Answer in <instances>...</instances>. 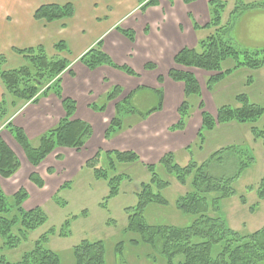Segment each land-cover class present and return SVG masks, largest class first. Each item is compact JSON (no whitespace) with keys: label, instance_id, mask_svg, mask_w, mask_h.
<instances>
[{"label":"trees","instance_id":"trees-1","mask_svg":"<svg viewBox=\"0 0 264 264\" xmlns=\"http://www.w3.org/2000/svg\"><path fill=\"white\" fill-rule=\"evenodd\" d=\"M196 0H183L185 4H192ZM157 0H149L148 6H155ZM227 7L222 0H210L208 9L210 11L209 23L202 29H212L213 32L206 39L199 42V50L183 49L174 55L173 65L185 69L186 71L171 69L167 73V78L172 82L183 85L184 99L177 110L179 120L173 130H183L189 118L191 105L188 98H200L199 83L194 75L188 70H201L213 74L208 81V86L220 81L224 75L232 73L238 69H247L255 72L264 68V50L237 51L232 43L231 31L235 24V19L242 13L252 10H263V2H252L245 4L242 0H236L233 11L229 15L228 23L222 24L221 18ZM74 13L73 5L70 3L63 6L45 5L35 10L33 18L44 23H53L61 20H69ZM194 28H200L196 24ZM121 34L133 41L131 32ZM57 55L69 53L64 42H58L53 47ZM23 60L20 68L10 71L3 70L5 57L0 56V82L5 90L4 96L0 99V121L8 117V108H15L19 104H36L39 96H46L52 92L61 102L64 109V117L50 130L41 135L37 141L38 146L30 144L29 139L23 129L7 121L4 129L10 134L14 142L19 146L28 164L32 168H39L51 155L58 150L68 149L80 152L85 149L88 141L93 135L92 127L81 120L74 118L76 104L73 100L62 97L61 75L70 64L63 58L51 57L44 48L37 46L24 50H14ZM224 61H232V69L223 71L221 65ZM88 70L94 71L102 66H110L115 70L125 73L127 76H135L134 72L125 66H115L109 57L101 50V43H97L92 49L82 55L78 60ZM146 71L155 69L153 64L145 65ZM157 82L163 84V77L159 76ZM251 82V79H249ZM159 97L158 106L146 113L136 112L135 108L126 109L123 103L130 99L129 94L124 100L114 104V115L108 123L104 138L108 139L116 135L123 128V117L137 115L141 119L145 116L159 111L162 108L161 90L154 91ZM120 88L113 87L107 94L105 105H91L92 111L104 112L107 103L115 101L120 97ZM235 101L238 107L222 106L216 111V116L208 114L204 110V104L199 100L198 109L201 114V128L197 133L198 144L201 145L205 139L204 133L211 131L217 125L235 123L241 126L250 127V135L253 141H262L264 146V108L259 104L249 101L247 95H238ZM243 147H227L216 151L207 161L197 164L190 161L187 166L177 165L174 156L166 153L157 164L144 165L146 172L150 174L148 183L141 184V189L135 194L136 204L134 207L126 208L127 227L126 230L138 233L144 243L152 245L160 244V253L166 259V264H264V226L255 232L241 235L232 230L218 215V202L226 198L235 197L237 194L233 190V181L239 176V172L231 177L211 176L206 170L215 159L220 161L224 155L236 161V155L242 152ZM249 151L247 148L245 149ZM249 162L253 158L247 157ZM62 157L57 155L56 161ZM140 163V159L135 152L130 151H102L86 160L85 168L92 171L94 178L102 180L108 187V195L99 207L105 209L106 203L111 198L116 197L120 191L123 181H129L126 175H118L117 167L121 164ZM243 162L239 161L238 165ZM250 163L244 162L241 166L247 168ZM162 171L165 176L175 180L177 184L192 188L190 192L181 196L176 201L175 207L183 214L195 218L190 226L177 228L174 226H153L144 220V212L149 205L166 206L167 201L162 196V191L170 186L169 180L164 179L158 173ZM20 170L19 158L7 146L0 136V179L7 180L14 177ZM48 175L52 173L47 170ZM38 190L44 187L43 179L36 172H31L27 178ZM256 188L248 187L247 191L256 192L257 199L264 200V175L259 180ZM68 187L65 184L62 188ZM61 188V189H62ZM214 198H210V196ZM28 194L18 188L13 194L3 192L0 186V264H60L57 254L48 247L49 238L55 234L61 238L69 236L70 221H66L60 229H50L43 233L40 238L33 242L32 249L23 254L18 262H8L1 255L3 249H17L22 243L28 242L29 235L37 229L43 227L48 218L43 209L32 207L25 209ZM57 204L63 206L57 198ZM241 205L246 206V201L240 197ZM65 206V205H64ZM251 207L250 211H254ZM83 217L87 214L82 213ZM73 217L71 220H76ZM136 244L135 242H131ZM72 256L75 264H104V245L102 242L81 241L72 249ZM177 260L175 263L174 261Z\"/></svg>","mask_w":264,"mask_h":264},{"label":"crops","instance_id":"crops-1","mask_svg":"<svg viewBox=\"0 0 264 264\" xmlns=\"http://www.w3.org/2000/svg\"><path fill=\"white\" fill-rule=\"evenodd\" d=\"M148 1L0 0V56L5 57L3 70L10 71L24 66L22 58L14 53V50L37 46L43 47L49 56H58L67 61L70 66L61 75V94L62 97L75 102L74 118L85 121L92 127L93 135L85 148L89 147L92 140L94 141L96 130L103 136L114 115L113 106L116 102L124 100L129 94H132L130 99L136 102L134 108L136 112L141 113L138 108L142 105L147 106L150 103V98L153 95L157 96L154 91L161 90L163 99L162 108L159 111L142 119L133 114L123 117L122 130L114 135L108 144L103 142L93 146L96 150L103 149L107 152L133 151L138 155L142 167L144 164H157L166 153L173 154L177 165L184 167L191 160L197 164L207 161V157L202 155L207 146L212 153L219 151L216 150L218 148L223 150L227 147H240L241 141L252 136L249 126L235 123L217 125L211 131L204 133L203 143L198 144L196 136L201 128L198 101L200 100L204 104L205 111H210V109L214 111L209 113L212 116H215L216 111L222 106L238 107L239 105L235 101L238 95L245 94L249 101L258 104L256 99L264 97V77L259 75L262 74L264 68L255 72L245 68L232 71L212 86H208V81L213 74L198 69L188 70L199 83L201 91L200 98H188V101L193 100V108L191 106L190 113L196 108V117L191 118L189 113L185 128L173 130L179 120L177 110L184 99V92L183 85L170 81L167 78V73L173 68L186 71L173 65L174 55L185 48L198 51L199 42L212 34V29H202L210 20L208 9L210 0H196L192 4H185L183 0H157L155 6L147 7ZM222 1L227 4L221 18L224 25L228 23L236 0ZM252 2L258 1L246 0L245 4ZM68 3L73 5L74 9L73 16L69 20L44 23L33 18L35 10L41 6H63ZM253 16L264 20V9L247 11L238 16L235 19V26L232 28L234 38L236 36V39L240 40L242 37L237 27L241 20ZM195 24L200 28H194ZM127 30L133 33V42L120 33V31ZM250 39L252 41L259 40L256 36L250 37ZM58 42H64L69 53L57 55L53 47ZM97 43H101L102 52L115 66L129 67L136 76H127L108 66L90 71L78 62L82 55ZM254 50L260 49L255 48ZM147 64H153L155 70L146 71L144 66ZM232 66V61H224L221 68L223 71H227L232 69ZM159 76L164 77L162 85L157 82ZM255 76H258L259 79H256ZM257 81H260L258 83V89H262L260 93L252 88ZM117 86L121 90L120 97L116 102L107 103L105 113L94 112L89 108L91 105L101 103L102 98ZM139 94H142L140 98H136ZM3 96L4 88L0 82V99ZM38 98L36 104L26 103V105L15 106L12 113L9 111V118L0 121L2 140L16 157V152L20 151L23 161L24 156H22L21 149L4 129L6 122L9 121L22 128L29 141L34 138L38 141L41 135L54 128L64 117L61 102L52 92ZM58 151H65L71 155H74L75 152L68 149ZM92 157L88 156L79 163V168H85L86 160ZM179 158L181 161H178ZM122 165L127 164L120 166ZM38 170V168H32L29 173L36 172L40 176ZM170 185H172V181H170ZM0 186L3 190L6 182L0 179ZM9 192L14 193L15 191L9 189Z\"/></svg>","mask_w":264,"mask_h":264},{"label":"rangeland","instance_id":"rangeland-1","mask_svg":"<svg viewBox=\"0 0 264 264\" xmlns=\"http://www.w3.org/2000/svg\"><path fill=\"white\" fill-rule=\"evenodd\" d=\"M242 1L246 3V0ZM256 1L261 2L263 0ZM237 27L242 35L240 40H237L236 36L234 38V33H232L233 29L231 31L232 43L237 51L247 50L250 53H254L255 48L264 50V20L253 16L241 20ZM253 36H256L259 40L252 41L250 37ZM126 39L129 40V38ZM261 73L262 74L259 75L264 77V71ZM255 78L259 79L258 76H255ZM259 82L260 81H257L252 88H255L257 92L260 93L262 89H258ZM141 95L142 94H139L136 98H140ZM104 98H106V95ZM104 98H102L101 101L102 105H105ZM117 100L110 101L109 103L116 102ZM158 101L159 97L153 95L149 100L150 103L147 106L142 105L138 108V111L147 112L158 106ZM192 101L193 100L190 99L189 103L193 108ZM256 101L264 108L263 96L256 99ZM101 103H96L95 105H101ZM135 103V101L129 99L123 103V106H125L126 109H133ZM13 109L15 108L9 107L8 111L12 113ZM196 111V108H194L193 112L190 113L191 118L196 117ZM206 112L209 114L214 111L210 109V111ZM112 138L113 136L105 139L104 134L102 136L96 130L93 138L94 141L92 140L89 147H86L80 152H74V155H71L65 151H56L50 159L44 161L38 168L40 173L39 177L44 181V187L41 188V190H38L27 179L30 174L29 170L32 169V167L28 164L23 153L22 156H24V161L20 151L16 152L21 164L20 170L11 179L4 180L6 186L3 188V192H5L6 195H10L13 194V192H9V189L15 192L18 188L23 189L28 194L25 209L29 210L37 206L43 209L48 220L43 227L29 235L28 242L22 243L17 249H3L1 255L6 261L18 262L23 254L32 249L33 242L40 238L43 233L54 228L57 230L60 229L68 220L71 223L69 236L61 238L55 234L49 238L47 245L53 253L57 254L60 259V264H75V259L72 256V249L81 241H87L89 243L102 242L104 245V264H166L165 257L160 253V244L157 246L151 243H144L138 233L126 230L128 221L124 209L134 207L136 204L135 194L140 191L141 184L148 183L150 180V174L146 172L145 167L143 168L140 165L141 163H132L117 167L116 173L118 175H126L130 180L122 182L119 194L111 198V200L106 203L105 209H102L99 207V204L103 203L109 191L106 183L102 180L97 181L92 175V171L88 168L80 169L78 166L79 163L83 162L88 156L95 155L96 149L93 146L103 142L108 144ZM30 144L34 147L38 146L36 138L30 139ZM240 144V147H243L242 152H238L235 162H231V159L224 155L220 158V161H216L215 158L206 171L211 176L224 178L234 176L239 172V176L233 181L234 183L232 186L237 195L218 202V215L223 218L229 228L237 233L239 232L241 235H247L260 230L264 226V200L259 201L256 192L247 191L248 187L256 188L260 182L259 180L264 175V146H262L261 140L255 142L253 141V137L250 136H248L246 140L241 141ZM246 148L249 151L245 150ZM189 149L191 150V148ZM98 150L99 149H97L96 152ZM100 150L103 151V149ZM216 150L222 149L218 148ZM210 153L212 152L209 151L207 146L204 148L202 155L206 156L208 159ZM57 155L62 157V159L59 160L60 162L55 160ZM247 157L253 158V161L249 162ZM178 161H181L180 158ZM239 161L250 164L247 168H243L241 166L243 163L238 165ZM47 170H51L52 173L48 175L46 173ZM158 173L164 179L169 180V182L172 181V185H170L168 189L162 191V196H164L167 201V205L147 206L144 212V220H146L149 225L153 226L170 225L177 228L190 226L195 218L183 214L175 207V204L181 196L190 192L192 188L190 185L182 186L181 184H177L173 178L165 176L161 169L158 170ZM65 184H67L68 187L63 189L62 187ZM214 196L215 194L210 196V198H214ZM240 197L245 199L246 206L241 205ZM55 198L65 206L57 204ZM251 207H255L252 212L250 211ZM84 212L87 214L86 217L81 216ZM73 217L78 218L76 220H71ZM135 241L136 244L131 243ZM177 260L178 259L174 262L176 263Z\"/></svg>","mask_w":264,"mask_h":264}]
</instances>
